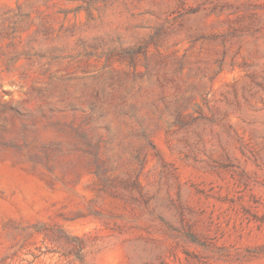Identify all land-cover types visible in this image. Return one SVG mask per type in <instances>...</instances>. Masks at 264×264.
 Segmentation results:
<instances>
[{
  "label": "rangeland",
  "instance_id": "rangeland-1",
  "mask_svg": "<svg viewBox=\"0 0 264 264\" xmlns=\"http://www.w3.org/2000/svg\"><path fill=\"white\" fill-rule=\"evenodd\" d=\"M14 150L50 174L0 168V264H78L108 232L125 264H264V0H0Z\"/></svg>",
  "mask_w": 264,
  "mask_h": 264
},
{
  "label": "clouds",
  "instance_id": "clouds-1",
  "mask_svg": "<svg viewBox=\"0 0 264 264\" xmlns=\"http://www.w3.org/2000/svg\"><path fill=\"white\" fill-rule=\"evenodd\" d=\"M126 22L127 14L119 5H114L103 12L100 29L89 34H102L103 31ZM79 36L80 33L58 34L51 40L41 37L39 46L42 48H48L54 45L71 50L75 47ZM53 102H56L55 98H53ZM64 106L63 103L59 105L61 108ZM121 123L131 124V121H129L127 117H121ZM15 152L18 158L15 167H13L11 162L0 163V168L5 169L9 177L19 173L27 174L25 170L28 168H31L32 171L35 172L37 166L47 170L49 173L47 167L48 161L44 156L41 155L37 157L33 153L25 154L20 151ZM104 227V225L97 222L98 229H103ZM124 256L125 253L122 237L118 234L108 232L89 242V244L82 250L81 259L78 261V264H125Z\"/></svg>",
  "mask_w": 264,
  "mask_h": 264
},
{
  "label": "bare ground",
  "instance_id": "bare-ground-1",
  "mask_svg": "<svg viewBox=\"0 0 264 264\" xmlns=\"http://www.w3.org/2000/svg\"><path fill=\"white\" fill-rule=\"evenodd\" d=\"M40 136L43 140H50L52 138H55L58 136V134L54 131V130H51V129H43L40 131Z\"/></svg>",
  "mask_w": 264,
  "mask_h": 264
}]
</instances>
